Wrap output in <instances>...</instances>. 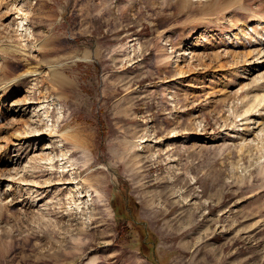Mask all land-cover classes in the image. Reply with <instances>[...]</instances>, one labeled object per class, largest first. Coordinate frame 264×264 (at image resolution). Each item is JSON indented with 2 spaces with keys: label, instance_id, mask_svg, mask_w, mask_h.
Returning a JSON list of instances; mask_svg holds the SVG:
<instances>
[{
  "label": "rangeland",
  "instance_id": "obj_1",
  "mask_svg": "<svg viewBox=\"0 0 264 264\" xmlns=\"http://www.w3.org/2000/svg\"><path fill=\"white\" fill-rule=\"evenodd\" d=\"M193 1L9 5L0 264H264V0Z\"/></svg>",
  "mask_w": 264,
  "mask_h": 264
},
{
  "label": "bare ground",
  "instance_id": "obj_2",
  "mask_svg": "<svg viewBox=\"0 0 264 264\" xmlns=\"http://www.w3.org/2000/svg\"><path fill=\"white\" fill-rule=\"evenodd\" d=\"M18 1L19 0H13V1L12 0H0V10L5 9V12L4 11H1L3 13L0 12L1 13L0 19L7 18L9 16V12L7 10L9 5L12 4V2H18ZM197 1H199V0H197ZM238 1L240 2V0H233L234 5H236L238 3ZM216 2H217V0H216ZM177 4L180 7H186L187 8L191 4H194V1L193 0H177ZM219 5H218V7L222 8ZM12 42H14V41H12ZM12 42H9V44H7V45H1L0 44V54L4 57V58H1V59H3V64H2L3 73L2 74L4 75V79L8 80L7 84H10L15 80L17 81V79H20L21 77L24 78L25 77L24 75H26V76L30 75L31 76V75L38 72V70L31 67V65L27 59V54L25 53L26 50H24L25 48L23 49L22 46H20V45H13ZM0 43H2V42H0ZM47 45L48 44H46V46ZM33 48H37V50L42 51L44 48V45H42V43L33 44ZM12 61H15V62L17 61V62H20L22 66L24 65V67H26V72L22 73L23 75L20 74L19 76H16V75L12 76L13 75L12 71H8L10 69V63H12ZM11 68H13V67H11ZM51 81L53 83V86L60 91L61 90L66 91L67 88L72 89V85H71L70 81L68 80V78L63 73L54 71L51 75ZM3 88H6V85ZM250 101L252 102V103H250L251 105L262 104L264 102V95L263 96H260V95L257 96L256 94H254L253 96H251ZM64 134H65L64 136H66V138L73 143V145L75 146V149L81 150L83 153L87 152V148L84 145V140H83L80 132L78 134V133H75L73 131V129L67 128V130L64 132ZM22 140H23V138H21L20 136L15 137L16 143H19ZM144 142L145 143L148 142V139L144 140ZM95 263H96V260H93L90 264H95Z\"/></svg>",
  "mask_w": 264,
  "mask_h": 264
},
{
  "label": "trees",
  "instance_id": "obj_3",
  "mask_svg": "<svg viewBox=\"0 0 264 264\" xmlns=\"http://www.w3.org/2000/svg\"><path fill=\"white\" fill-rule=\"evenodd\" d=\"M119 229H120L121 233L123 234V228L121 229V228L119 227Z\"/></svg>",
  "mask_w": 264,
  "mask_h": 264
}]
</instances>
